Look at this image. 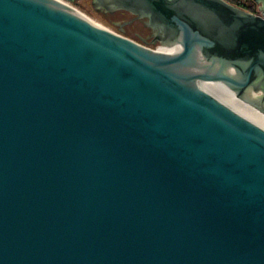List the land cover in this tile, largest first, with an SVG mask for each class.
<instances>
[{"label": "water", "instance_id": "obj_1", "mask_svg": "<svg viewBox=\"0 0 264 264\" xmlns=\"http://www.w3.org/2000/svg\"><path fill=\"white\" fill-rule=\"evenodd\" d=\"M104 1L0 0V264H264V0Z\"/></svg>", "mask_w": 264, "mask_h": 264}, {"label": "rangeland", "instance_id": "obj_2", "mask_svg": "<svg viewBox=\"0 0 264 264\" xmlns=\"http://www.w3.org/2000/svg\"><path fill=\"white\" fill-rule=\"evenodd\" d=\"M76 5L78 9L89 18L88 19L89 21L97 24L98 26L128 36L138 42L145 43L146 46L152 49H157L159 52L169 54V52H167V50H165V48L162 47V44L160 42L154 43L152 39H142L140 37L142 33L141 27L138 26L137 24H132L127 22V20L131 15L128 14L122 15L118 13L114 16L106 17L104 16V14L98 12V10H96L95 7H93L92 0H78ZM221 90L222 89L220 88V86L216 84L211 89H208V91L211 92L212 94L224 98L223 92Z\"/></svg>", "mask_w": 264, "mask_h": 264}, {"label": "flooded vegetation", "instance_id": "obj_3", "mask_svg": "<svg viewBox=\"0 0 264 264\" xmlns=\"http://www.w3.org/2000/svg\"><path fill=\"white\" fill-rule=\"evenodd\" d=\"M227 2L236 5L240 8H243L249 12H253V13H257L258 12V6L252 2L251 0H226ZM92 4H93V0H92ZM95 4H93V7L96 8V10H98V12L104 14V16L109 17V16H114L116 14H122V15H131L129 17V19L127 20L128 23H132V24H137L138 26L141 27L142 29V33L140 35V37L142 39H152L154 40V38L156 37V33L155 31L151 28L148 27L146 25L147 19L145 18H138L136 15L131 14L129 11H126L124 9H112L111 7V2L109 1H104L102 3H97L96 5L98 6H94ZM121 28V27H120Z\"/></svg>", "mask_w": 264, "mask_h": 264}, {"label": "bare ground", "instance_id": "obj_4", "mask_svg": "<svg viewBox=\"0 0 264 264\" xmlns=\"http://www.w3.org/2000/svg\"><path fill=\"white\" fill-rule=\"evenodd\" d=\"M162 47H164L165 50H167V52H169V54H176V53L180 52V50H181L180 45H175V46L162 45ZM215 84L220 86V88L222 89L221 91L223 92L224 98L228 99L230 101V103L234 104L236 107L241 108L243 110H248V109L253 108V106H251L250 104H248L244 100L239 99L235 95V93H233L231 90H229L225 85H223L221 83H201V87L208 91V89H211L212 87H214Z\"/></svg>", "mask_w": 264, "mask_h": 264}, {"label": "built area", "instance_id": "obj_5", "mask_svg": "<svg viewBox=\"0 0 264 264\" xmlns=\"http://www.w3.org/2000/svg\"><path fill=\"white\" fill-rule=\"evenodd\" d=\"M64 4H66L67 6H69L71 9H73L75 12H77L79 15L83 16L84 18L86 19H89L85 14H83L77 7V5L71 3V2H68V1H65V0H61Z\"/></svg>", "mask_w": 264, "mask_h": 264}]
</instances>
